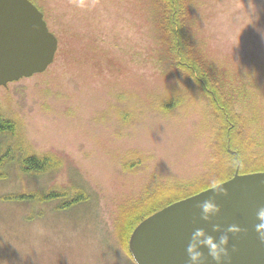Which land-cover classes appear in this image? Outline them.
<instances>
[{"label":"rangeland","instance_id":"obj_1","mask_svg":"<svg viewBox=\"0 0 264 264\" xmlns=\"http://www.w3.org/2000/svg\"><path fill=\"white\" fill-rule=\"evenodd\" d=\"M57 40L42 74L0 88L7 148L59 162L0 179V264H133L119 235L124 207L161 189L213 183L221 126L168 54L156 0H29ZM200 64L240 117V138L264 158V0H186ZM11 150V151H12ZM77 192L83 201L24 203Z\"/></svg>","mask_w":264,"mask_h":264},{"label":"water","instance_id":"obj_2","mask_svg":"<svg viewBox=\"0 0 264 264\" xmlns=\"http://www.w3.org/2000/svg\"><path fill=\"white\" fill-rule=\"evenodd\" d=\"M57 47L43 15L29 0H0V88L44 73L52 65ZM219 185L227 189L228 196L217 200L221 212L213 223L222 228L236 224L247 230L229 238L230 264H264V245L254 232L256 209L264 206V173L239 175L237 168L232 179ZM212 188L141 222L128 243L134 264H187L185 247L194 228L218 235L211 232V224L199 220L196 207L212 195Z\"/></svg>","mask_w":264,"mask_h":264},{"label":"trees","instance_id":"obj_3","mask_svg":"<svg viewBox=\"0 0 264 264\" xmlns=\"http://www.w3.org/2000/svg\"><path fill=\"white\" fill-rule=\"evenodd\" d=\"M162 7V26L165 37L168 40V54L172 59L177 72L186 75L201 93L207 98L209 104L217 115L221 126L219 137V154H221L219 167L215 174L216 184H222L233 178L238 168L239 175L264 173V158L255 159L249 146L241 140L239 134L240 117L232 108V104L224 98L213 75L196 59L190 35L188 33L189 8L186 0H156ZM16 128L14 123L0 117V137H14ZM7 148L0 155V179L4 177L5 170L12 164H18L23 175H39L48 172L59 162L51 157H37L30 155L24 157V153L18 148V152ZM213 187V183H196L183 187H172L158 190L149 194L143 201L131 204L121 212L119 235L123 249L132 259L128 243L135 228L148 217L159 212L163 208L176 202L197 195ZM83 193L77 192L71 200H67L65 192H52L49 194H35L6 198L24 203L49 202L67 200L58 208L65 211L70 207L82 203ZM133 261V260H132ZM134 264V262H133Z\"/></svg>","mask_w":264,"mask_h":264},{"label":"clouds","instance_id":"obj_4","mask_svg":"<svg viewBox=\"0 0 264 264\" xmlns=\"http://www.w3.org/2000/svg\"><path fill=\"white\" fill-rule=\"evenodd\" d=\"M210 192L212 195L199 202L196 207L199 210V220L204 224H211V232L218 235L209 234L203 227L194 228L185 247L187 264H208L209 260L212 264H230L229 238H237L246 234L247 231L236 224L222 228L219 224L213 223L221 212L217 200L227 197L228 191L224 186L213 181V188ZM255 219L257 223L254 225V232L259 243L264 245V206L256 209ZM235 251L233 247L232 252Z\"/></svg>","mask_w":264,"mask_h":264}]
</instances>
